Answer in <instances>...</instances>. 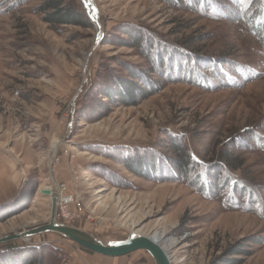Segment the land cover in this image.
<instances>
[{
    "label": "rangeland",
    "instance_id": "rangeland-1",
    "mask_svg": "<svg viewBox=\"0 0 264 264\" xmlns=\"http://www.w3.org/2000/svg\"><path fill=\"white\" fill-rule=\"evenodd\" d=\"M47 1L0 3V188L14 171L27 197L0 212V237L49 222L54 206L57 222L103 243L163 232L170 264H264V0H61L86 12L84 26L47 22ZM142 73L155 92L133 104L104 96ZM169 132L202 165L229 156L251 196L228 205L121 161L153 148L172 158ZM59 185L72 198L66 218ZM43 243L60 250L45 245L28 264H155L144 250L105 257L53 232L12 246Z\"/></svg>",
    "mask_w": 264,
    "mask_h": 264
},
{
    "label": "trees",
    "instance_id": "trees-1",
    "mask_svg": "<svg viewBox=\"0 0 264 264\" xmlns=\"http://www.w3.org/2000/svg\"><path fill=\"white\" fill-rule=\"evenodd\" d=\"M24 0H0V3L5 2H17L20 3ZM170 2L177 0H169ZM190 2L199 3L204 0H189ZM180 3V2H179ZM40 9L43 10V12H46L45 19L47 22H53L58 24H79V25H89L91 22L89 21V18L86 14V12L83 10H79L76 7L70 6L69 4H62L61 0H48L46 3H43L40 6ZM260 11L261 10H257ZM127 33V32H125ZM137 35V36H136ZM137 37L136 44L140 42L141 35L135 33L134 36ZM148 40V39H147ZM146 46L149 44H153V41H144ZM135 43V42H134ZM168 43V42H166ZM155 44V43H154ZM169 45H172L169 43ZM168 49L166 54H170L172 57L175 56L177 59V66L178 68H181L180 63H183L184 60H186V57H183V50L180 47L174 46ZM164 49H161L163 51ZM172 50V51H171ZM166 51V50H165ZM163 51V52H165ZM155 54V60L153 61L154 66H158V69L162 72L163 66H159V60L158 56L159 54H156V52H153ZM163 54V53H162ZM183 57V58H182ZM205 70H209L213 73L215 71V75L219 80L224 79V70L220 67L219 70L215 67H210L209 63L206 64ZM235 68V66L228 67V71L232 72L231 70ZM180 70V69H178ZM177 70V72H179ZM224 74V75H223ZM200 75H203V79L207 78L206 74L201 72ZM163 76V75H161ZM133 80L137 81L141 80L142 82H133L126 83L121 82L115 87V89H108L104 91V96L108 97L109 99L113 100L112 97L116 96L114 100H121L122 103H128L133 104L136 101L142 99L143 97L148 96L150 93L155 92L156 88L158 87L156 82H153L149 79V76H145L144 73L142 74H134ZM161 86V85H159ZM169 144L172 147V150L175 154L172 158H160L162 156H158L157 154H160L157 150H138V154L135 153V156L132 158L127 157V154L121 153V161L133 172L135 175H139L141 177L147 178V179H155V176L157 175V168H160V172L158 180L160 178L167 179L171 178L172 180H179L181 182L185 181L188 183L193 184V189L196 192H200L203 196L209 198V199H220L221 202L227 203L230 205L232 203V197H235L236 195H239V197H244V195L251 196L249 192H251L247 187L242 184L241 180L235 177V175L232 174L228 170V163H230L229 156L228 159L223 157L220 160H216L213 163H205L200 164L198 161L194 160V158L190 155L188 152L185 144L182 140V135L175 134L173 132H169ZM238 144V143H237ZM121 146V145H119ZM123 147V146H122ZM121 147V148H122ZM129 149V148H127ZM134 149V148H132ZM126 151V150H124ZM129 151V150H127ZM154 153H153V152ZM124 154V155H123ZM129 159V160H128ZM224 160V161H223ZM158 162V164H156ZM209 163V164H208ZM159 166V167H158ZM197 167L200 169L198 170ZM220 173H222L223 180L220 181ZM154 174H156L154 176ZM188 176V177H187ZM189 179V180H188ZM222 184V185H221ZM26 187V186H25ZM227 187L226 190H224ZM31 188V187H29ZM21 189V188H20ZM23 187L20 192H18L17 196H13L9 201L3 203L0 205V212L6 211L10 209L11 204L16 203V205L22 206L27 200L26 194H24ZM12 200V201H11ZM11 201V202H10ZM13 208V207H12ZM23 209V208H21ZM20 209V210H21ZM10 211V210H9ZM0 219H2L0 217ZM14 241L12 240L9 242L1 243L0 244V264H28L29 261L34 262V252L38 249H43V246H50L51 248H54L59 252V250L56 247H53L50 243H43L40 245H28V246H19L14 245ZM2 247V248H1ZM13 253L12 257L9 258H3L8 257V254H5L3 252H8L12 250ZM247 254V253H244ZM2 256V257H1ZM3 258V259H1ZM14 258L16 261H14ZM35 264V263H34ZM38 264H41L40 261ZM232 264V263H231ZM234 264V263H233Z\"/></svg>",
    "mask_w": 264,
    "mask_h": 264
},
{
    "label": "water",
    "instance_id": "water-1",
    "mask_svg": "<svg viewBox=\"0 0 264 264\" xmlns=\"http://www.w3.org/2000/svg\"><path fill=\"white\" fill-rule=\"evenodd\" d=\"M96 21V19H95ZM98 26V24H97ZM52 216L49 222L43 225L32 227L25 231L14 232L0 237V244L17 239H27V237L53 232L60 234L66 239L79 243L88 250L105 257H120L138 250H144L153 258L155 264H170V259L166 252L157 242L147 235L130 234L122 240L100 242L92 233H88L77 227H70L65 223L55 220L54 206H52Z\"/></svg>",
    "mask_w": 264,
    "mask_h": 264
},
{
    "label": "crops",
    "instance_id": "crops-1",
    "mask_svg": "<svg viewBox=\"0 0 264 264\" xmlns=\"http://www.w3.org/2000/svg\"><path fill=\"white\" fill-rule=\"evenodd\" d=\"M14 171L11 172V176L10 178L8 177V174L4 176V178L2 179H7L9 180V184L10 186H5L4 190L3 188H0V204H3L7 201H9L11 198H13V196L15 195V193H17L18 189L21 187L22 183H15L16 181H13L15 177L14 176ZM12 185V186H11ZM2 186V185H1ZM98 260H100V262H105L103 258H99Z\"/></svg>",
    "mask_w": 264,
    "mask_h": 264
},
{
    "label": "built area",
    "instance_id": "built-area-1",
    "mask_svg": "<svg viewBox=\"0 0 264 264\" xmlns=\"http://www.w3.org/2000/svg\"><path fill=\"white\" fill-rule=\"evenodd\" d=\"M64 187L65 186H60V185L57 186L56 190H58V192L55 194V196H56L55 198L58 201L57 204H56L58 208L56 207L55 210L59 209L61 211L62 215L66 218L68 216V211H66V209L69 206V204L72 202V198H68L67 196H64L62 194V191L64 190ZM124 264H131V262L127 261Z\"/></svg>",
    "mask_w": 264,
    "mask_h": 264
},
{
    "label": "bare ground",
    "instance_id": "bare-ground-1",
    "mask_svg": "<svg viewBox=\"0 0 264 264\" xmlns=\"http://www.w3.org/2000/svg\"><path fill=\"white\" fill-rule=\"evenodd\" d=\"M57 144V143H56ZM53 146H55V144H53ZM56 152V151H55ZM58 202V201H57ZM166 234L163 233V232H160V231H155L153 232L152 235H150V239L157 242L159 245L165 241L164 238H165ZM118 240V239H117ZM154 261V260H153Z\"/></svg>",
    "mask_w": 264,
    "mask_h": 264
}]
</instances>
